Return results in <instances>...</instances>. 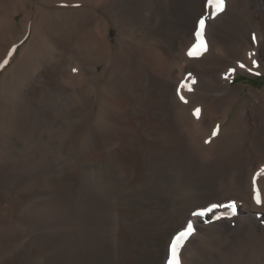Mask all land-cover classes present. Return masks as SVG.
I'll return each mask as SVG.
<instances>
[{
	"label": "rangeland",
	"instance_id": "374dc122",
	"mask_svg": "<svg viewBox=\"0 0 264 264\" xmlns=\"http://www.w3.org/2000/svg\"><path fill=\"white\" fill-rule=\"evenodd\" d=\"M44 1L38 9H33L29 19V35L19 39L23 37L19 26L24 13L18 16L19 28L0 31V60L13 41H16L13 45L17 46L14 55L9 57L11 46L7 57L0 63V124L3 123L0 125V264H126L133 248L142 250L143 245L145 248L148 245L161 246L165 251L171 237L167 242L165 240L172 229L177 230L185 224L184 221H175L177 213L183 214L196 205L205 206L212 200L220 202L226 198H247L246 190L240 186L245 170L238 167L231 170L218 165L213 167L209 153L204 152L197 142V135L187 128L200 120L203 112L200 106L192 109V120L186 123L176 111L177 120L187 127L179 130L181 134L179 132L178 138L183 139L181 148L174 143L177 148V151L171 150L174 155L169 158L165 154L171 164L169 168L159 165L163 161V150L152 153L151 158L156 154L153 160L143 155L142 151H137L141 170L135 174V132L141 131L135 123L144 122L142 129L145 137H149L144 141L153 144L164 140L166 134L159 136L160 129L149 127V119L155 117L156 121L163 123L167 116L165 113L150 116L153 107H149L148 96H137L135 99V60L129 58L128 49L135 50V44L142 43L147 36L149 16H153V11L161 7L165 12H170L172 0ZM202 2L183 0L187 22L193 23L202 14L201 11L198 13V8L202 9ZM31 4L30 7H33ZM87 4L97 8L96 11L108 26L109 46L105 44L103 51L93 47L90 31L83 30L81 43L74 50L68 45L55 64L42 60L39 65H30L29 72L36 79L27 74L28 78L20 81L17 92L18 99L25 103H18L19 107L17 103L14 104V114H17L12 115L13 118L4 117L5 114H2L6 107L2 98L7 95L9 86L16 82L12 71H16L23 60L32 57L31 47L25 46L29 45L34 29L42 30L51 11L56 12L53 16L63 21L62 10L83 9L89 7ZM2 7L0 14L5 10ZM158 16L155 15L156 24L161 15ZM244 24L247 30L251 28L248 19ZM57 33L62 35V29H58ZM237 43L236 40L232 46L235 52L240 48ZM232 62L233 58L228 61L229 64ZM77 65L83 69L82 73L81 70L76 71L84 76L83 81L77 79L80 83L75 81ZM62 68H66L64 72ZM73 77L75 82H72ZM107 81L119 83L128 99L110 94L107 96L120 115L116 118L108 112L106 116L112 124L104 128L99 102L104 95L101 89L104 84H109ZM231 84L241 86V93L233 104L237 106L238 99L245 96L247 88L264 89V72L239 71ZM145 87L141 86L143 89ZM185 89L190 90L189 84ZM184 95L189 99L186 92ZM213 120L222 130L229 124L223 114L215 116ZM228 135L224 132L223 143L229 139ZM217 143L212 154L220 151V141ZM108 166L113 167L112 173L105 172ZM258 212L264 219V211ZM137 232L139 238L135 235ZM210 233L194 239L192 244L195 245L200 239L206 245L208 237L214 245L224 244L231 239L230 234L220 231ZM262 241L258 257L240 264H264V237ZM216 263L220 264L218 261Z\"/></svg>",
	"mask_w": 264,
	"mask_h": 264
},
{
	"label": "bare ground",
	"instance_id": "6f19581e",
	"mask_svg": "<svg viewBox=\"0 0 264 264\" xmlns=\"http://www.w3.org/2000/svg\"><path fill=\"white\" fill-rule=\"evenodd\" d=\"M33 1L0 0V3L3 4L4 7H2V5L0 6L2 9L5 8L0 14V31L4 32L8 29L10 31L12 29L13 31V29L20 27L23 31V37L21 36L19 39L24 38L26 34L29 35V19L33 9L34 7L38 9L41 2L45 3L44 0ZM202 1V9L198 8V13L201 11L202 14H200L193 23L192 21L187 22L185 20L183 0H172V9H170V12H165L161 7L156 8L152 13L153 16L150 17L148 15L150 28L147 36L145 34L146 37L143 42L135 44V50L128 49L129 58L131 57V60H135V99L137 96H148V98H150L149 107L150 105L153 107L150 116H156V113H165L167 116V119L163 121V123L160 120L156 121L155 117L149 119V127L153 130H155L154 128L160 129L158 132L159 136L161 134L167 135L164 136V140L160 139L153 144L144 141L145 138H149L145 137V131L142 129L145 126L144 122L135 123V125H139L141 129L140 132H135V174L141 170L139 167L140 164L138 163L139 153H137V151H142V154L146 155L149 159L151 155H153L152 153L162 152L163 150V157L162 159L160 158L163 161L160 162L159 165L162 166V168L167 166L169 168L171 164L167 161L165 154H167L169 158L174 155L171 154V150L177 149L173 145L174 143L181 148L183 139L178 138L179 132L181 134L179 130L187 127L180 124L175 113L177 111L178 114H181L180 117L182 116V120H185L186 123V121L189 122L192 120V109L200 106L203 108L200 117L198 114L200 120H197V124L191 127H189V125L187 128L197 135V142H199V145L205 150L204 152L209 153V159H211L210 164L213 167L218 165V167L226 169L238 167L239 169L242 168L245 170L240 180V186H243L246 190L247 198H226L220 202L212 200L205 204V206H202V204L196 205L189 208V210L185 211L183 214L177 213L178 215L176 214V218L173 217L175 221H184L185 224H183L184 227H179L177 230H175L176 228L172 229L167 236L166 242L171 237V242H167L170 243V245L168 244L169 247H166L165 251L160 248L161 246L149 247L148 245V247L145 248L143 245V251L141 248L138 250L137 248H133L126 260V264H169L171 243L177 233L187 228L189 222L192 223L194 230L191 235L184 240L183 246L179 249L178 256L180 264H215L216 261L220 264H240L242 262H250L251 260L254 261V259L258 257L259 249L263 242L264 221L262 220L264 219L261 218V214L258 211H264V171H262L264 170V89L257 90L252 87L247 88L245 96L241 100L238 99L237 106H233L241 93V86L232 85L231 80L234 79L239 71L243 73H247L248 71L264 72V0H224L223 10L219 12H215L214 8L209 7L207 0ZM30 3H32L31 5L33 7H30ZM88 6L89 7L83 9L75 8L72 10H62L61 13L64 14L63 21H59L53 16L56 12L51 13L52 11H49L50 15H47L48 17H46L45 24L43 23L44 26L41 31L38 30V28L37 31L36 28L34 29L32 27V29H34L31 35L32 38L28 42L29 45L25 46L26 48H28L27 46L31 47L32 52H30V55L32 57L26 59V61L23 60L21 64L19 63L20 66L16 68V71L12 69L16 64L11 68L13 70L12 74L14 72L16 76V82L9 86L7 95L5 93L6 96H2L4 107H6L5 110L2 108L3 111H5H2V115L5 114L4 117H8V119L11 117L13 118V116L17 114L16 112L14 114V104L20 103L21 105L25 103L22 99H18L17 92L19 90L20 81L25 79L27 74L30 73V65H36L42 60L44 63H47L48 60L56 63L63 50L68 45L71 50H74L75 47L78 46L77 44L81 41L83 30L90 31L91 34H89L93 38L95 45L93 46L91 44L93 47L102 50L104 45L109 43L108 26L102 19L101 14L96 11L97 8H93L92 5ZM6 8H10V10ZM42 10L43 9H41V11ZM53 11L55 10L53 9ZM56 11L60 12V10ZM157 14L161 16L156 24L155 15ZM21 15V26L18 27V16ZM202 15L205 18H203ZM148 16L146 18H148ZM193 18L195 19V17ZM246 19L251 22V28L249 30H247L244 24ZM201 20L204 21L202 29L203 47L197 48L195 46L200 40L197 33L201 32ZM34 22L40 23L37 21ZM58 29H62V35H58ZM12 40H16V38ZM236 40L240 47L238 52H235L232 48ZM8 41L10 40L8 39ZM18 41L17 39V42ZM15 42L16 41H13L9 48L7 47L8 50L5 51L0 63L7 57L11 46L9 57L14 55V50L17 47L13 45ZM107 45L109 46V44ZM190 52H198V54H190ZM231 58H233V62L229 64L228 61ZM79 68H81L80 65L75 67V74L77 73L76 71L81 70ZM62 69L64 72L66 68ZM82 71L83 69L80 72L82 73ZM32 74L30 76L35 80L36 78ZM69 75L72 77L71 74ZM76 75V82H78L77 79L79 80L84 77L80 75L79 72ZM75 81L73 77L72 82ZM183 81L184 83L182 85L181 83ZM118 84H104L103 89H101L104 95H101L102 99H100L101 102H99L101 103V111L99 110V112L104 128L112 124L110 120L107 119L106 114L108 112H111L116 118L120 115L115 109V104L108 100L107 96L110 94L111 96L123 97L124 100L125 98L128 99L126 96L127 94L124 93L125 91ZM188 84L190 90L185 89ZM142 85H146L147 87L143 89L141 88ZM33 89H35V87ZM184 92L188 94L189 99L185 97ZM149 107L147 106L146 108L150 109ZM232 109L233 116L231 117ZM21 111H23L22 107ZM219 114H223L224 119L229 120V124L224 130L213 120V118ZM213 121L215 124H213ZM207 122L210 123L208 124ZM219 122H221V120ZM191 123L193 124V122ZM2 124L1 122L0 125ZM217 129H219L218 133L215 134ZM224 132L226 135H228V133L230 134L228 135L229 139H227L226 143L224 142L225 145L223 143ZM218 134L219 136L217 137ZM196 135L193 137H196ZM219 141L220 151L218 153L216 151V154H214V148ZM162 145H164V147H162ZM164 151H166V153H164ZM212 151L214 152L213 154ZM155 155L156 154H154L152 158L155 159ZM157 159L156 161L159 162L160 159ZM155 165H157V163ZM159 165H157V167ZM112 168L108 166L105 172L112 173ZM183 181L185 182L186 180ZM204 187L205 186H203V188ZM258 192L261 197V203H257L256 196ZM236 200L238 201L237 203L235 202ZM233 202L235 203V211H233L231 207H228V205ZM213 204L222 205V207L214 209L213 213H208L203 217L193 215V213ZM217 216L219 217L218 219L216 218ZM168 226H171V224ZM137 230L139 229L137 228ZM213 231H220L222 234H230V241L224 244L216 242L218 244L214 245L213 240L208 237L206 238V245L205 242L203 244L200 239L198 243L196 242L197 244H192L194 239L200 238L204 234L209 235V233ZM137 234L138 232L135 235ZM217 235L219 234L217 233ZM217 235L216 238L218 237ZM140 240L141 239H139V241ZM131 243L132 241L130 244ZM143 243H141V245Z\"/></svg>",
	"mask_w": 264,
	"mask_h": 264
},
{
	"label": "snow or ice",
	"instance_id": "6c2138e0",
	"mask_svg": "<svg viewBox=\"0 0 264 264\" xmlns=\"http://www.w3.org/2000/svg\"><path fill=\"white\" fill-rule=\"evenodd\" d=\"M207 4L209 7L214 8L215 12H219V11L223 10L224 0H207ZM200 24H201V32L197 33L198 37H200V40H199V43L195 46L197 48L203 47L202 29H203L204 21L201 20ZM190 54H198V52H190ZM6 62L7 61H5V63ZM262 171H264V170H262ZM256 199H257V203L262 202L259 192L257 193ZM218 207H222V205L213 204L211 206H206L203 209H201L200 211L193 213V215L203 217V216L207 215L208 213H213V210L218 208ZM228 207H231L233 209V211H235V203L234 202L232 204L228 205ZM216 218L218 219L219 217L217 216ZM193 230L194 229H193L192 223L189 222L186 229H184L183 231H180L179 233L176 234V236H175V238L172 241L171 246H170L171 256L169 258V264H180V260H179V256H178L179 249L183 246L184 240L189 235H191Z\"/></svg>",
	"mask_w": 264,
	"mask_h": 264
}]
</instances>
